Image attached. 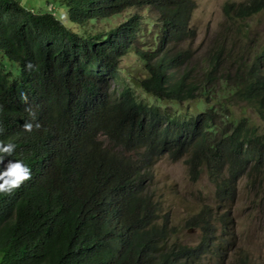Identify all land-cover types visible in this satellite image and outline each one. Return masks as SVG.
<instances>
[{"label":"trees","instance_id":"16d2710c","mask_svg":"<svg viewBox=\"0 0 264 264\" xmlns=\"http://www.w3.org/2000/svg\"><path fill=\"white\" fill-rule=\"evenodd\" d=\"M61 2L63 13L0 0V145H14L0 153V169L20 160L30 172L0 191V264H198L209 250L221 255L228 228L215 233L223 214L212 205L186 222L202 229L196 245L171 242L147 168L153 156L185 155L192 176L207 167L224 201L237 179L264 167V131L232 108L264 120V38L240 22L264 11V0L224 5L227 22L199 74L186 68L195 0Z\"/></svg>","mask_w":264,"mask_h":264},{"label":"rangeland","instance_id":"374dc122","mask_svg":"<svg viewBox=\"0 0 264 264\" xmlns=\"http://www.w3.org/2000/svg\"><path fill=\"white\" fill-rule=\"evenodd\" d=\"M20 1L30 10L44 11L54 8L59 13L64 12L61 0ZM230 1L245 0H195L196 7L191 15L190 25L195 27L197 33L191 43H185L191 48V59L186 68L194 67V72L200 73V59L206 54L219 25L227 22L224 5ZM240 22L250 24V37L260 34L264 38V11ZM232 108L241 116H250L259 131H264V120L250 107H247L246 112L240 104H235ZM100 138L103 139V136ZM107 142L104 141V144ZM133 158H137L135 153ZM149 165L148 181L156 189V197L161 201L160 213L168 214L169 222L174 228L170 236L171 242L177 240L179 244L191 246L200 241L202 229L186 222L203 204H208L214 207V212L223 214L221 220L214 221L215 233L221 234L223 221L228 228L227 238L222 240V249L219 251L221 255L217 251L212 255L209 250L205 255H199L200 261L197 263L239 264L240 260H245L242 264H264V167L256 175L243 174L233 183L232 195L219 201L216 199L215 185L211 182L207 167L202 166L196 176H192L185 155L177 158L169 153L153 156ZM144 181L147 182V179ZM214 243L217 245L218 241L214 240L212 245Z\"/></svg>","mask_w":264,"mask_h":264},{"label":"clouds","instance_id":"9594fccd","mask_svg":"<svg viewBox=\"0 0 264 264\" xmlns=\"http://www.w3.org/2000/svg\"><path fill=\"white\" fill-rule=\"evenodd\" d=\"M39 125L37 124V127ZM31 123H25L23 128L27 131L32 129ZM14 145L4 143L0 145V153H11ZM30 175L28 166L20 160L10 161L7 166L0 169V191H9L19 185L22 180H26ZM223 222V221H222ZM226 224L225 222H223Z\"/></svg>","mask_w":264,"mask_h":264}]
</instances>
